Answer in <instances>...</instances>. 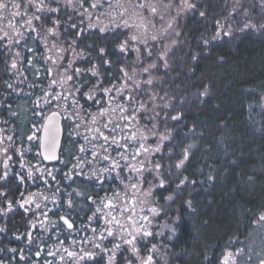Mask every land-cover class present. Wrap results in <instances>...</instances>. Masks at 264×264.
I'll return each instance as SVG.
<instances>
[{"label": "trees", "instance_id": "trees-1", "mask_svg": "<svg viewBox=\"0 0 264 264\" xmlns=\"http://www.w3.org/2000/svg\"><path fill=\"white\" fill-rule=\"evenodd\" d=\"M178 1L147 50L122 29L84 27L75 50L87 58L71 79L95 110L117 107L154 133L144 187L160 212L161 264L246 259L264 250V0Z\"/></svg>", "mask_w": 264, "mask_h": 264}, {"label": "flooded vegetation", "instance_id": "flooded-vegetation-1", "mask_svg": "<svg viewBox=\"0 0 264 264\" xmlns=\"http://www.w3.org/2000/svg\"><path fill=\"white\" fill-rule=\"evenodd\" d=\"M130 6L145 0H0V264L157 261L143 121L95 114L86 86L66 81L70 65V76L83 70V28L114 26ZM241 255L221 264H264L263 249Z\"/></svg>", "mask_w": 264, "mask_h": 264}, {"label": "rangeland", "instance_id": "rangeland-1", "mask_svg": "<svg viewBox=\"0 0 264 264\" xmlns=\"http://www.w3.org/2000/svg\"><path fill=\"white\" fill-rule=\"evenodd\" d=\"M177 1L178 0H145V6L143 10L142 9L138 10L137 8H133L132 6H130L129 9L118 15V17L114 20L115 21L114 26H110V27L98 26V28H100L102 32H105L107 30L122 29V31L125 32L126 34L127 41H131L135 46H137V49L145 48V50H147L152 43L164 39V37L160 35H162V33L165 31L166 27L170 22L168 18L170 15V11L174 8L176 10L178 9L176 5ZM113 17L114 16H111V19ZM73 63L74 61L71 62V64ZM69 67L70 69H68L67 70L68 72L66 73L67 83L72 80L71 79L72 76H70L69 73L72 70L71 69L72 65H70ZM143 72H145V70L140 68H134L133 70H131L132 75L142 76ZM67 90L69 91V89ZM87 101H89L87 104L92 105L93 108L101 104L100 102L95 101L94 99L89 100L88 98ZM116 108L110 107L109 109L106 108V109H98V110H95L96 108H94V110H95V114L97 115L113 116L115 115ZM143 127H144L143 128L144 141L147 149L145 151L144 165L148 166L149 164L148 162L150 161V158L153 156V154L156 153V151L158 150V146L157 144L152 142L154 140L153 139L154 133H152L153 131L151 132L149 129H147V127H145V125ZM152 194L153 193L151 189L144 187V191L142 192V197H144L143 202L148 211L150 209L152 211L155 210V212H157V218H158L160 216V212L158 208L157 210L154 208L156 206V203L153 199ZM152 223L154 224L153 219H152ZM259 226H260V222H259ZM262 233L264 234V230L261 227H259L258 235H263ZM160 235L161 232L157 228V237L159 238ZM162 255H163L162 251L159 250L157 247V261L154 262L152 258L150 259L146 258L145 260L148 261L149 264H154V263L159 264V261L163 260Z\"/></svg>", "mask_w": 264, "mask_h": 264}, {"label": "snow or ice", "instance_id": "snow-or-ice-1", "mask_svg": "<svg viewBox=\"0 0 264 264\" xmlns=\"http://www.w3.org/2000/svg\"><path fill=\"white\" fill-rule=\"evenodd\" d=\"M5 7H6V5H5ZM188 7L189 8H191V7H194V5H191V4H189L188 5ZM154 11V10H153ZM201 15H203V13H201ZM227 34V33H226ZM218 35V34H217ZM121 50L123 51V46H121ZM101 51H103V50H101ZM93 75H95V73H93ZM175 118V117H174ZM183 163V161H181V164ZM178 167L180 166V165H177ZM161 186H163V185H161ZM260 219L261 220H264V216H262V217H260ZM66 223H67V221H65ZM68 227L69 228H71L72 227V225L71 224H68ZM146 235H148V233H145Z\"/></svg>", "mask_w": 264, "mask_h": 264}, {"label": "water", "instance_id": "water-1", "mask_svg": "<svg viewBox=\"0 0 264 264\" xmlns=\"http://www.w3.org/2000/svg\"><path fill=\"white\" fill-rule=\"evenodd\" d=\"M55 116H53V118H54ZM53 118L52 119H50V121H49V124H48V126H49V130L47 131V134H48V136H49V139L52 141L53 140V138H54V136L52 135V127H53V124H54V121H53ZM51 130V135L49 134V131Z\"/></svg>", "mask_w": 264, "mask_h": 264}]
</instances>
